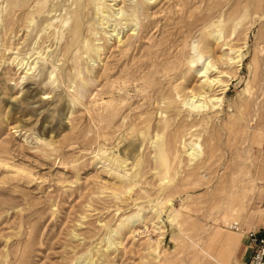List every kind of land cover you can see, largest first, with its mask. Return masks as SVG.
<instances>
[{
  "label": "rangeland",
  "instance_id": "obj_1",
  "mask_svg": "<svg viewBox=\"0 0 264 264\" xmlns=\"http://www.w3.org/2000/svg\"><path fill=\"white\" fill-rule=\"evenodd\" d=\"M263 228L264 0H0V264H244Z\"/></svg>",
  "mask_w": 264,
  "mask_h": 264
},
{
  "label": "built area",
  "instance_id": "obj_2",
  "mask_svg": "<svg viewBox=\"0 0 264 264\" xmlns=\"http://www.w3.org/2000/svg\"><path fill=\"white\" fill-rule=\"evenodd\" d=\"M248 238L251 254L244 264H264V228L259 232H250Z\"/></svg>",
  "mask_w": 264,
  "mask_h": 264
},
{
  "label": "bare ground",
  "instance_id": "obj_3",
  "mask_svg": "<svg viewBox=\"0 0 264 264\" xmlns=\"http://www.w3.org/2000/svg\"><path fill=\"white\" fill-rule=\"evenodd\" d=\"M102 1V0H101ZM100 12H102L101 14H103L104 13V11L102 10V9H100L99 10ZM86 17V16H85ZM81 36V35H80ZM202 73V72H201ZM211 80V79H210ZM203 96V95H202ZM194 99V98H193ZM111 100V99H110ZM194 102H199V101H194L193 100V103ZM205 106H204V104H200V105H195V107H194V109H202V108H204ZM162 138V137H161ZM160 139V138H159ZM198 145V144H197ZM196 145V146H197ZM198 148H190V152H189V155L192 157V159L194 160V161H196V160H198L199 159V157H201V154H202V152H201V147L198 145L197 146ZM164 148L163 147H159V153H160V157H161V159H162V161H164L165 163H166V165H167V162H166V156H164L165 155V153H164ZM136 166V165H135ZM131 190V189H130ZM234 210L232 209L231 211H228L227 212V215L229 216V217H232L233 215H234ZM236 218V215H234V217H233V219H235ZM175 219L176 218H174V220L172 221V223L175 221Z\"/></svg>",
  "mask_w": 264,
  "mask_h": 264
}]
</instances>
